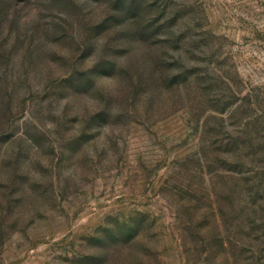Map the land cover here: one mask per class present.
Segmentation results:
<instances>
[{"label": "rangeland", "instance_id": "obj_1", "mask_svg": "<svg viewBox=\"0 0 264 264\" xmlns=\"http://www.w3.org/2000/svg\"><path fill=\"white\" fill-rule=\"evenodd\" d=\"M0 264H264V0H0Z\"/></svg>", "mask_w": 264, "mask_h": 264}]
</instances>
